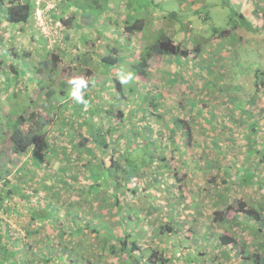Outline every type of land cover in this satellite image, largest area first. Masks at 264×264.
<instances>
[{
  "label": "trees",
  "instance_id": "obj_1",
  "mask_svg": "<svg viewBox=\"0 0 264 264\" xmlns=\"http://www.w3.org/2000/svg\"><path fill=\"white\" fill-rule=\"evenodd\" d=\"M57 1V7L52 10L40 5L47 23L58 26L63 37L59 44L53 45L35 19L38 7L35 0H8L0 7L6 24L23 25L24 30H30L35 57L30 51H25L24 57L36 64L34 72L37 75L34 90L26 86L20 91L21 99L29 108L22 113L15 112L16 119L8 120L3 127L0 125V158L5 147L21 160L28 158L18 167L10 162L7 163L10 167L0 165V264H81V261L98 264L91 257L92 252L101 254L102 261L106 256L115 264H173L174 258L184 260L185 264H206L203 257L208 253L196 254L189 249L184 254L183 249L189 248L188 236L198 246L203 245V238L209 237L227 262L264 264V244L255 239L263 231L257 224L264 221V204L258 199L249 202L248 198L238 196L240 192L247 194L245 189L256 184L260 188L264 185L257 171L264 163V154L259 157L264 153V142L251 143L250 132L255 130L253 122L237 125L238 131L242 130V135L249 139L244 142L240 165L220 179L221 174L229 172V167L219 165L220 162L225 156H238L235 154L238 150L230 151L229 155L215 151L213 160L217 167H213L201 147L200 156L191 154L188 159L182 158L194 149L197 129L193 127L197 119L179 118L174 108L186 110L193 106L183 105L184 93L180 94L181 99L168 100L158 91L159 81L149 78V69L156 60L171 56L184 59L191 52L198 56L202 46L197 44L189 48L177 43L167 34L168 25L162 26L161 34L145 27L146 20L140 18L139 11L145 7L151 9L154 0ZM141 28L152 42L144 46L135 40L127 42L128 36ZM9 69L16 71L13 66ZM122 69L133 74L128 84H121L120 76L112 73ZM81 78L87 83V88L82 90L87 106L70 95L72 82ZM256 86L261 87L258 82ZM123 104L136 105L137 109L132 107L125 111ZM260 112L258 116L264 118V110ZM150 121L164 126L166 134L158 131L159 137L154 139V125L150 126ZM81 128L87 132L80 131ZM144 131L146 137L141 139ZM122 140L127 149L125 155L116 159L113 151H118ZM170 146H173L170 152L179 157L176 162L165 154ZM106 148L112 151L108 169L96 170L97 156L91 158L90 154L102 153ZM248 155L253 160H247L245 156ZM257 158L260 162L253 164ZM200 162H205L206 168L203 169ZM149 170L152 172L151 187L146 185L140 195L138 185L134 188L129 185L143 180ZM184 170L185 177L181 178ZM20 173L28 177H19ZM105 185L108 189L103 187ZM171 194H174L170 200H175L176 209L171 206V214L163 212V218L146 208L140 209L141 200L150 207L151 197L160 200ZM73 196L82 200L84 197L89 208L95 207V198L107 199L104 203H107L108 212L115 209L116 221L114 219L110 225L111 222L102 220L101 212L94 215V220L79 214ZM188 198L189 208L194 209L190 213L179 206ZM163 201L161 205L165 207L167 203ZM57 203H62L64 215L72 217L74 228L71 232L67 231L71 227L68 222L57 226L56 222L63 219ZM12 217L25 221L23 235L17 236L9 225L8 218ZM46 222L53 226L52 232H56V243H52L50 234L43 233ZM253 222L250 232L253 244L241 241V231H246ZM223 225L228 226V233L219 236ZM110 226H119L122 233L116 235ZM183 232L189 235H182ZM137 233L150 239L148 250L139 246L142 236L138 237ZM76 235L80 244L75 248L85 250L83 259L72 253L76 251L72 247V238ZM82 236L95 239L91 251L82 246ZM161 238L173 239L174 248L169 256L159 255L162 250L154 247ZM151 253L158 255L150 257Z\"/></svg>",
  "mask_w": 264,
  "mask_h": 264
},
{
  "label": "rangeland",
  "instance_id": "obj_2",
  "mask_svg": "<svg viewBox=\"0 0 264 264\" xmlns=\"http://www.w3.org/2000/svg\"><path fill=\"white\" fill-rule=\"evenodd\" d=\"M8 0H0V7L7 4ZM3 4V5H2ZM141 13L140 18L146 20V26L151 30L152 33L161 34L162 26H169L167 34L170 35L177 43L184 44L189 48H193L197 44L202 47L201 52L198 56H195L193 52L189 54L184 60H176L178 57L171 56L167 58H161L156 60L149 69L150 80L159 81L160 87L158 91L165 94L168 100L181 99L183 95L184 101L183 105L187 103L191 104L193 107H188L186 110L183 108H174V113L179 118H184L186 120H196L197 131L194 132V149H191L182 158L188 159L191 154L195 156H200L202 154V149L205 151V157L208 158L212 163L213 167H217L215 151L222 155H229L230 151H236V157L225 156V158L220 162L219 165L224 167H229V172L221 174L219 177L226 178L230 171L237 169L243 158L244 142L249 139L246 135H242V130L238 131V124H248L253 122L252 125L255 130L250 132L251 143H263L264 142V118L259 117L260 111L264 110V87L261 86V82L264 81V0H154L151 9L145 7ZM173 13V15H170ZM243 14V17L240 16ZM4 14L1 12L0 8V125L6 123L8 120L16 119L15 112L22 113L23 109H28V104H25L24 100L21 99V90H24L26 86L34 90L36 86L37 75L35 74L34 66L36 65L32 60L24 57L25 51H30V53L35 54L32 49L34 46L32 43L26 41L22 36L18 34L23 26L11 25V28L6 25V21L3 18ZM122 17H125L123 15ZM135 23H137L135 21ZM9 27V28H7ZM53 25L48 24V29L46 30L45 37L51 45L59 44L63 37L60 33L56 35V30H52ZM26 32L28 28H25ZM55 34V37L51 35ZM152 39V38H151ZM132 40L138 41L141 45H145L147 42H152L148 36H146V31L142 28L137 32H134L128 36L127 42ZM150 40V41H149ZM35 57V55H34ZM10 66H13L16 71L10 70ZM123 71V70H122ZM258 75H256V73ZM116 75V71L114 72ZM145 81L144 79H142ZM256 82L259 83L261 87L256 86ZM167 83L169 85H167ZM264 84V83H263ZM25 94V92H23ZM159 94V93H158ZM160 95V94H159ZM24 97V96H23ZM95 104H98L95 102ZM140 105V104H139ZM136 108V105L123 104L122 109L129 111L130 108ZM190 110V112H188ZM229 121V123H227ZM227 125H226V124ZM192 124V123H191ZM153 126L152 137L157 139L159 137L158 131L163 130L164 126L160 127V124L155 121H150V126ZM250 129L251 126L248 125ZM82 132L86 133L85 128H81ZM146 131L142 132L140 137L145 139ZM148 133V132H147ZM125 141L122 140L118 145V151H113L114 157L119 159L120 156L125 155L127 149ZM165 142V141H163ZM173 145V144H172ZM206 145V146H205ZM171 147V148H170ZM165 154L168 157H173L176 162L179 160L177 154H172L170 151L173 146H170ZM201 147V148H200ZM97 150V149H96ZM4 155L0 158V165L10 167L11 163L14 167L21 166L26 161V157L20 158L15 157L9 148H4ZM130 151V150H128ZM112 151L110 149H104L100 153L97 151L95 155L90 154L91 158L96 157L94 162V168L99 171L108 169L107 164L111 162ZM264 153L259 154L262 157ZM245 156L247 160H253L252 157ZM232 158L236 160H232ZM32 159V157H31ZM177 159V160H175ZM260 158H257L259 163ZM105 164V165H104ZM8 165V166H7ZM200 165L206 168L205 162H200ZM57 166V165H56ZM179 167H182L179 164ZM257 171L260 174V178L264 182V163L260 164V169ZM161 172H164L161 170ZM148 176L144 177L143 180L136 181L130 184V187H135L138 185L137 193H143L144 187L149 185L151 187L152 172L149 170ZM186 170H184V176L180 173L181 178L185 177ZM22 178H27L28 175L18 174ZM164 176H167L164 174ZM232 176V174H231ZM160 178H162L160 176ZM231 178V177H230ZM170 177L166 178V181ZM28 180V179H27ZM232 180V179H231ZM160 179L158 178V182ZM234 180L231 182L233 183ZM236 183V182H235ZM185 185V184H184ZM183 185V186H184ZM210 186V184H209ZM224 185L223 187H226ZM106 189L108 187L103 186ZM152 189V188H150ZM261 189V190H260ZM247 194L243 195V192L238 194L239 197L248 198L249 202L257 201L264 204V185L262 188L256 184V186L250 187V189H245ZM149 192H151L148 189ZM85 192V190H84ZM88 193V192H87ZM101 195V193L99 194ZM174 194H171L166 199H156L151 197L152 206H148L141 200L140 209H147L151 211L152 214H160V218L163 212H168L171 214V206L175 207V200H170ZM79 197L73 196V204H76L79 214L82 213L94 220V215L101 212L102 220L111 222L113 225V220L116 221L114 217V210L108 212L107 203H104L107 199L100 200L95 198V207L89 208V205L85 203ZM46 199L44 193V200ZM204 200H210L209 197H204ZM167 203L166 206H162L161 202ZM50 201V200H49ZM127 201V200H126ZM110 203V202H109ZM170 203V204H169ZM189 198L183 201L179 206L181 210H185L190 213L194 209L189 208ZM100 206L98 207V205ZM103 204V205H102ZM59 205L60 216L63 217L61 222H56L58 227L69 223L71 227L67 231L71 232L74 228L71 216L69 218L64 215L62 203H57ZM100 207L103 209L100 210ZM74 219V218H73ZM101 219V218H99ZM166 221V217L164 218ZM9 225L11 228L17 232V236L23 235L24 222L23 218L15 220L14 217L8 218ZM98 222V221H97ZM62 223V224H61ZM254 222L246 231L242 232L241 241H246L251 243L253 237L250 232L254 227ZM44 225L43 233L51 235L52 243L57 242V237H54L56 232H52V225L46 222ZM257 226L263 229L262 234L259 237H255L258 242L264 244V221L261 225ZM112 231L116 235H120L122 230L119 226H110ZM207 227V226H206ZM228 226H222L220 228L218 235L227 234ZM66 228V227H64ZM240 232V233H241ZM239 233V232H238ZM185 232L182 233L184 235ZM257 234V233H256ZM138 237L142 236L140 233L136 234ZM189 234H185L188 236ZM207 236V234H206ZM198 236H195L197 238ZM194 238V239H195ZM69 239V237H68ZM72 247L79 245L78 241L80 239L76 236L72 238ZM83 240L82 246L89 247L92 250V243L95 239L93 236H82ZM190 242L188 243V249H183L184 254L188 253L189 249L193 250L196 254L208 253L203 260L206 264H240L239 262H229L225 261L221 257L220 250L216 249L212 242H210L209 237L203 238V245L198 246L192 242L191 237H187ZM142 249L148 250L151 247L150 239L148 237H139ZM72 241V240H71ZM154 247L158 250H162L159 255L169 256L173 251V239L168 241L164 239L157 240ZM60 249V247H59ZM76 251L72 253L76 254L83 259L85 255V250L82 248H75ZM75 255V257H76ZM149 255V254H148ZM158 253H151L150 257H155ZM91 257L95 258L98 264H115L109 258L104 256L105 260H101V254L98 256L96 252H92ZM148 257V256H147ZM179 257V256H177ZM81 264H85L81 261ZM173 264H185L184 260L179 258H174ZM192 264V263H190ZM193 264H199L193 263Z\"/></svg>",
  "mask_w": 264,
  "mask_h": 264
},
{
  "label": "clouds",
  "instance_id": "obj_3",
  "mask_svg": "<svg viewBox=\"0 0 264 264\" xmlns=\"http://www.w3.org/2000/svg\"><path fill=\"white\" fill-rule=\"evenodd\" d=\"M36 1V5L38 6L36 11H35V19L37 21L38 26L40 27V22L38 20V16L39 13L41 15V18L43 19V21L46 23V26L48 28V23L44 17V10L41 8V4H44L46 6V10H52L53 8L55 9L57 7V0H35ZM60 2H62V0H59ZM69 7V6H68ZM67 7V8H68ZM70 10V9H69ZM19 26H23V25H19ZM55 26V25H54ZM40 30L42 32H44V34L46 33V30H42V27H40ZM52 30H59L58 26H55L54 28H52ZM24 28L22 27L20 31H18V34L21 35L23 34ZM59 33V31H58ZM183 58H177L176 60H182ZM184 60V59H183ZM123 71H116V75L120 76V83L121 84H128L132 79H133V74L131 72H127L126 69H122ZM115 72V71H114ZM114 72H112L114 74ZM136 80H139L138 78ZM142 80V79H140ZM73 89L70 93L71 97L78 103H82L85 106H87L88 102L84 99L83 96V92L82 90L87 88V83L84 79H77L74 80L73 82Z\"/></svg>",
  "mask_w": 264,
  "mask_h": 264
},
{
  "label": "crops",
  "instance_id": "obj_4",
  "mask_svg": "<svg viewBox=\"0 0 264 264\" xmlns=\"http://www.w3.org/2000/svg\"><path fill=\"white\" fill-rule=\"evenodd\" d=\"M6 25L9 26V27L11 28V25H8V23H7ZM9 27H7V28H9ZM29 31H30V30H27V32H26V30H24V31H23V34H21L20 36H22L26 41H28V42L31 43V41H33V39H32L31 32H29ZM84 34H85L86 36H89L87 32H85ZM84 34H82V36H83ZM32 49H33V48H32ZM33 55H34V54H33Z\"/></svg>",
  "mask_w": 264,
  "mask_h": 264
},
{
  "label": "built area",
  "instance_id": "obj_5",
  "mask_svg": "<svg viewBox=\"0 0 264 264\" xmlns=\"http://www.w3.org/2000/svg\"><path fill=\"white\" fill-rule=\"evenodd\" d=\"M38 20H39V22H40V27H42V30H47L48 28H47V26H46V23L43 21V19L41 18V15H40V13H39V16H38ZM58 34V31H56V35ZM51 35L53 36V37H55V34L54 33H51Z\"/></svg>",
  "mask_w": 264,
  "mask_h": 264
}]
</instances>
